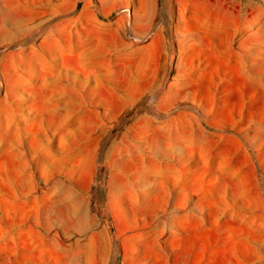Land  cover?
Segmentation results:
<instances>
[{
    "label": "rangeland",
    "instance_id": "374dc122",
    "mask_svg": "<svg viewBox=\"0 0 264 264\" xmlns=\"http://www.w3.org/2000/svg\"><path fill=\"white\" fill-rule=\"evenodd\" d=\"M0 264H264V0H0Z\"/></svg>",
    "mask_w": 264,
    "mask_h": 264
}]
</instances>
